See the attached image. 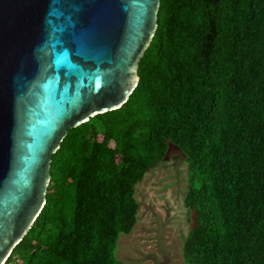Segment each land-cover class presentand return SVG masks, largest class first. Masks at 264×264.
I'll return each instance as SVG.
<instances>
[{
    "label": "trees",
    "instance_id": "trees-1",
    "mask_svg": "<svg viewBox=\"0 0 264 264\" xmlns=\"http://www.w3.org/2000/svg\"><path fill=\"white\" fill-rule=\"evenodd\" d=\"M138 81L69 129L45 203L4 264H124L134 186L169 148L185 162L184 264H264V0H159Z\"/></svg>",
    "mask_w": 264,
    "mask_h": 264
},
{
    "label": "water",
    "instance_id": "water-1",
    "mask_svg": "<svg viewBox=\"0 0 264 264\" xmlns=\"http://www.w3.org/2000/svg\"><path fill=\"white\" fill-rule=\"evenodd\" d=\"M159 0H0V264L45 203L67 130L122 106Z\"/></svg>",
    "mask_w": 264,
    "mask_h": 264
},
{
    "label": "rangeland",
    "instance_id": "rangeland-1",
    "mask_svg": "<svg viewBox=\"0 0 264 264\" xmlns=\"http://www.w3.org/2000/svg\"><path fill=\"white\" fill-rule=\"evenodd\" d=\"M185 162L169 148L164 161L146 172L134 186L138 209L129 234H120L115 259L124 264H184L182 240L188 230L182 198Z\"/></svg>",
    "mask_w": 264,
    "mask_h": 264
}]
</instances>
